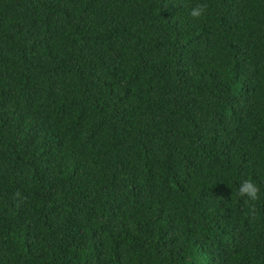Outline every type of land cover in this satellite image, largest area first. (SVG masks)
<instances>
[{"label": "trees", "instance_id": "obj_1", "mask_svg": "<svg viewBox=\"0 0 264 264\" xmlns=\"http://www.w3.org/2000/svg\"><path fill=\"white\" fill-rule=\"evenodd\" d=\"M0 264H264V0H0Z\"/></svg>", "mask_w": 264, "mask_h": 264}, {"label": "clouds", "instance_id": "obj_2", "mask_svg": "<svg viewBox=\"0 0 264 264\" xmlns=\"http://www.w3.org/2000/svg\"><path fill=\"white\" fill-rule=\"evenodd\" d=\"M206 7L205 4L198 3L190 9L189 15L193 18L201 17L205 12ZM236 191L239 196L246 197L247 202L249 203V211H252L253 205L251 202L256 201L260 194V187L258 184L251 178L243 179L239 182Z\"/></svg>", "mask_w": 264, "mask_h": 264}]
</instances>
